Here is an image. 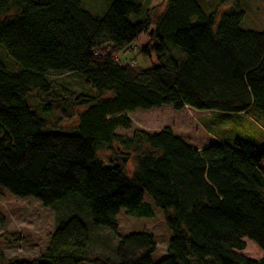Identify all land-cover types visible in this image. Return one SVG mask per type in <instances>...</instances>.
I'll list each match as a JSON object with an SVG mask.
<instances>
[{
	"label": "trees",
	"instance_id": "trees-1",
	"mask_svg": "<svg viewBox=\"0 0 264 264\" xmlns=\"http://www.w3.org/2000/svg\"><path fill=\"white\" fill-rule=\"evenodd\" d=\"M143 12L132 0H113L104 17L86 12L81 0H0V188L46 208L73 200L78 211L57 218L45 254L7 264H264V150L237 139L199 151L170 129L118 134L132 129L130 114L163 107L254 109L264 117V31L241 29L238 3L219 17L197 0H166L156 20L148 10L142 21H130ZM144 33L150 41L140 54L156 65L119 63ZM2 54L18 72L9 71ZM70 75L89 93L52 95L51 78ZM33 91L52 95L43 100L45 112L60 119L81 108L78 134L45 133L49 122L28 102ZM101 151L109 153L106 161ZM145 195L171 232L157 263L152 235H117L121 211L154 217ZM87 213L93 226L116 234L114 259L89 254L91 234L81 219ZM245 240L262 251L259 259L241 254Z\"/></svg>",
	"mask_w": 264,
	"mask_h": 264
},
{
	"label": "rangeland",
	"instance_id": "rangeland-1",
	"mask_svg": "<svg viewBox=\"0 0 264 264\" xmlns=\"http://www.w3.org/2000/svg\"><path fill=\"white\" fill-rule=\"evenodd\" d=\"M82 8L95 17H104L113 0H81ZM144 7L141 16H130L132 23L142 21L147 16L152 20L164 11L166 0H132ZM206 14L218 12L219 17L238 3L245 13L241 29L244 31H264V0H197ZM149 12H148V10ZM148 34H142L132 45L131 49L119 54L117 60L121 64L130 63L142 70H148L156 65L154 57L149 58L140 54V49L149 43ZM2 49H0L1 52ZM5 63L9 71L18 72V67L9 60L5 54ZM54 92L52 95H61L69 98L88 94L78 75L53 76ZM93 91V90H91ZM52 95L45 97L37 91L28 96V102L33 112L40 118L49 122L45 133L76 135L78 134V121L76 114L82 109L74 107V117L60 119L57 113L45 112L43 100H51ZM106 97H111L106 94ZM64 107L66 105H63ZM59 118V119H58ZM62 118V117H61ZM132 129L129 131L119 130V135L131 136L135 130L149 133H157L164 129L171 132L188 145L202 149L208 145L226 144L233 145L237 139L247 141L264 150V117L257 110L247 113L233 114L221 112H199L190 108L175 111L171 107L153 109L151 111H136L129 115ZM98 157L106 161L109 153L98 152ZM264 170V162L262 164ZM133 166L130 165V170ZM145 202L151 205L154 212L152 218H132L121 211L117 216L118 236L130 233H147L154 237L157 250L152 255V261H162L168 251L171 232L165 222V215L158 209L151 198L145 195ZM56 208H46L34 198H16L6 190L0 188V212L5 216L6 224L0 227V264H7L11 260L33 261L45 254L50 246L52 234L55 231L57 218L67 217L73 214L76 203L73 200L62 201ZM81 219L88 227L91 240L88 245L89 254L92 257L105 255L114 259L113 249L116 245L117 236L104 227L92 225L91 217L81 215ZM246 249L241 252L249 259H259L263 253L251 241L245 240Z\"/></svg>",
	"mask_w": 264,
	"mask_h": 264
},
{
	"label": "crops",
	"instance_id": "crops-1",
	"mask_svg": "<svg viewBox=\"0 0 264 264\" xmlns=\"http://www.w3.org/2000/svg\"><path fill=\"white\" fill-rule=\"evenodd\" d=\"M194 148H195V147H194ZM195 149H197V150H199V151L201 150V149H198V148H195ZM202 149H203V148H202Z\"/></svg>",
	"mask_w": 264,
	"mask_h": 264
}]
</instances>
